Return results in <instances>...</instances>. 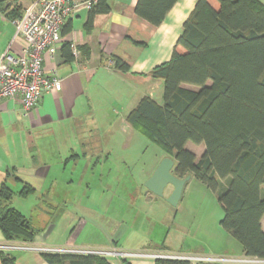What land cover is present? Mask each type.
<instances>
[{
  "label": "crops",
  "instance_id": "crops-1",
  "mask_svg": "<svg viewBox=\"0 0 264 264\" xmlns=\"http://www.w3.org/2000/svg\"><path fill=\"white\" fill-rule=\"evenodd\" d=\"M33 1L0 0V60L9 48L17 54L25 45L14 21ZM197 1L178 0L159 26L136 14L138 0H108L110 11L96 15L92 24L86 8L65 19L59 51L54 58L46 53L43 61L46 71L57 67L62 89L45 93L29 114L19 100L0 103V190L6 184L15 194L11 206L45 230L28 243L7 241L0 230V244L107 251L111 255L99 257L110 264H156L152 255L168 254L154 251L149 237L139 244L140 224L161 216L154 209L172 215L175 208L143 185L166 156L160 155L153 168L127 166L123 155L137 139L127 116L145 97L163 103L164 81L151 72L170 61L175 49L183 51L177 41ZM209 2L219 7L217 0ZM118 60L129 70L119 69ZM100 129L125 135L93 134ZM124 167L142 184L125 185ZM77 175L82 180L75 183ZM91 175L102 187L83 179ZM27 185L34 190L24 198L19 194ZM4 254L16 264H51L45 253L32 250L0 251V264Z\"/></svg>",
  "mask_w": 264,
  "mask_h": 264
},
{
  "label": "trees",
  "instance_id": "trees-1",
  "mask_svg": "<svg viewBox=\"0 0 264 264\" xmlns=\"http://www.w3.org/2000/svg\"><path fill=\"white\" fill-rule=\"evenodd\" d=\"M178 0H138L136 14L161 25ZM198 0L183 26L170 61L153 69L164 81L162 104L143 98L127 116L141 135L175 158V174L194 176L218 194L221 226L242 246V254L264 260V3L260 0ZM97 0L90 21L108 13ZM117 67L128 71L121 60ZM184 85L198 89L185 88ZM189 142L205 145L200 159ZM33 188L27 185L20 196ZM14 193L0 190V230L7 241L28 243L45 230L12 207ZM4 264H16L4 254ZM51 264H110L93 255L46 254ZM156 264H192L158 259Z\"/></svg>",
  "mask_w": 264,
  "mask_h": 264
},
{
  "label": "built area",
  "instance_id": "built-area-1",
  "mask_svg": "<svg viewBox=\"0 0 264 264\" xmlns=\"http://www.w3.org/2000/svg\"><path fill=\"white\" fill-rule=\"evenodd\" d=\"M97 0H35L14 23L16 35L25 45L17 54L10 48L0 60V103L5 99L19 100L26 114L35 111L45 93L60 91L62 81L57 67L46 71L44 55L54 58L62 42V28L65 19L83 8L91 10ZM32 250L45 254H74L107 256L111 252L85 248L35 247L28 244H0V251ZM120 254L119 252H115ZM132 256L134 254H126ZM143 255V254H135ZM158 259L183 260L190 263L245 264L260 260L252 257L196 256L155 254Z\"/></svg>",
  "mask_w": 264,
  "mask_h": 264
},
{
  "label": "rangeland",
  "instance_id": "rangeland-1",
  "mask_svg": "<svg viewBox=\"0 0 264 264\" xmlns=\"http://www.w3.org/2000/svg\"><path fill=\"white\" fill-rule=\"evenodd\" d=\"M262 2L264 3V0ZM187 88L198 89L195 86H188ZM134 131L136 130L134 129ZM93 134L108 138L113 135L119 138L121 135H125L119 130L118 132L112 130V134L110 135L108 132L105 133L104 129L94 130ZM136 134L137 139L132 144V149L129 150L127 155H123V157L128 158H124L128 162L127 166L131 163L153 168L157 164L160 155L166 156V154L157 144L151 142L144 135H141L137 131ZM117 147L114 148L116 152L118 151ZM204 147L195 146L194 143L189 142L188 149H191L192 152L194 151L195 155L197 153L196 157L200 159L205 152ZM126 169L125 185L129 184L130 187L138 183L142 184L139 178L136 179L133 173L130 172V167ZM73 178L75 183L82 180V177L78 175ZM83 179H86L87 183L90 181L95 187L99 185L102 187L103 183L98 177L91 175ZM110 179L114 181L116 177L112 176ZM145 182H143L144 190L147 191ZM132 196V193L127 194L128 198H132ZM159 211V208L154 209L156 217L161 214L159 220L148 218L140 224L141 229L139 230L142 233L141 235L139 234V237H141V240H139L140 245L144 246L149 237L153 240L154 251H158L159 253L245 257L242 254L241 244L221 226L224 209L218 201V194L194 176L185 185L180 203L174 208L172 215H163ZM141 213L142 210L140 209V216ZM135 221L140 222V217L135 219ZM262 225L264 229V223ZM130 230L132 231L134 228ZM259 260V262L251 264H264V260Z\"/></svg>",
  "mask_w": 264,
  "mask_h": 264
},
{
  "label": "water",
  "instance_id": "water-1",
  "mask_svg": "<svg viewBox=\"0 0 264 264\" xmlns=\"http://www.w3.org/2000/svg\"><path fill=\"white\" fill-rule=\"evenodd\" d=\"M176 160L173 157L166 156L157 165L153 174L146 180L145 188L157 197L165 198L168 204L177 207L188 181L192 175L184 178L175 174ZM172 189L171 193L166 196V192Z\"/></svg>",
  "mask_w": 264,
  "mask_h": 264
}]
</instances>
